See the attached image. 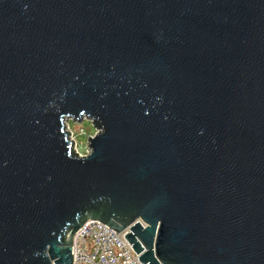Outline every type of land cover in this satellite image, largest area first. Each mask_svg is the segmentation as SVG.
<instances>
[{
  "label": "water",
  "instance_id": "obj_1",
  "mask_svg": "<svg viewBox=\"0 0 264 264\" xmlns=\"http://www.w3.org/2000/svg\"><path fill=\"white\" fill-rule=\"evenodd\" d=\"M91 219L264 264V0H0V264H73Z\"/></svg>",
  "mask_w": 264,
  "mask_h": 264
},
{
  "label": "built area",
  "instance_id": "obj_2",
  "mask_svg": "<svg viewBox=\"0 0 264 264\" xmlns=\"http://www.w3.org/2000/svg\"><path fill=\"white\" fill-rule=\"evenodd\" d=\"M127 233L128 230L117 233L100 220L86 221L74 236L73 264H144L126 239Z\"/></svg>",
  "mask_w": 264,
  "mask_h": 264
},
{
  "label": "rangeland",
  "instance_id": "obj_3",
  "mask_svg": "<svg viewBox=\"0 0 264 264\" xmlns=\"http://www.w3.org/2000/svg\"><path fill=\"white\" fill-rule=\"evenodd\" d=\"M68 127L72 130L73 139L77 142V151L82 155H86L91 150L89 139L96 135L99 129L96 128L89 119H84L80 123L68 120Z\"/></svg>",
  "mask_w": 264,
  "mask_h": 264
}]
</instances>
